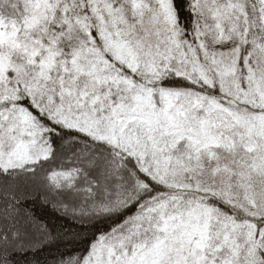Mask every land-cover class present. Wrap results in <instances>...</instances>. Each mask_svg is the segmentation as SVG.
I'll return each mask as SVG.
<instances>
[{
    "label": "snow or ice",
    "instance_id": "obj_1",
    "mask_svg": "<svg viewBox=\"0 0 264 264\" xmlns=\"http://www.w3.org/2000/svg\"><path fill=\"white\" fill-rule=\"evenodd\" d=\"M36 199L56 264H264V0H0V264Z\"/></svg>",
    "mask_w": 264,
    "mask_h": 264
},
{
    "label": "trees",
    "instance_id": "obj_2",
    "mask_svg": "<svg viewBox=\"0 0 264 264\" xmlns=\"http://www.w3.org/2000/svg\"><path fill=\"white\" fill-rule=\"evenodd\" d=\"M36 217L43 220L54 232H72L76 233L75 237L54 241L53 244L42 248V250L35 253H28L27 255L16 256V264H56L57 258L65 253L76 252L82 253L86 248V238L91 237V232L95 229L89 230L88 228H79L75 223L70 222L68 219L62 218L57 215L50 206L43 205L39 199L29 200L26 205ZM111 222L109 221L102 228H107Z\"/></svg>",
    "mask_w": 264,
    "mask_h": 264
},
{
    "label": "rangeland",
    "instance_id": "obj_3",
    "mask_svg": "<svg viewBox=\"0 0 264 264\" xmlns=\"http://www.w3.org/2000/svg\"><path fill=\"white\" fill-rule=\"evenodd\" d=\"M43 205H45V204H43ZM50 208L53 209V211H55L53 207L50 206ZM55 213L57 215L62 216V214H58L57 211H55ZM68 220L70 222H72L70 219H68ZM54 231L55 230H53V231L51 230L54 238H50V242H46V246H44L43 248L49 246L50 244H53L54 241L65 240V239H69V238H72V237H75L76 236V233L73 234L72 232H68V231H66V232H58V233L57 232H54ZM35 252H38V251L33 250L32 252H29V253H35Z\"/></svg>",
    "mask_w": 264,
    "mask_h": 264
}]
</instances>
